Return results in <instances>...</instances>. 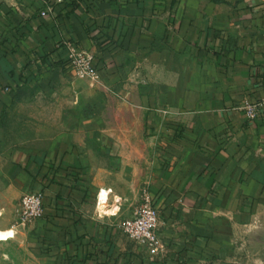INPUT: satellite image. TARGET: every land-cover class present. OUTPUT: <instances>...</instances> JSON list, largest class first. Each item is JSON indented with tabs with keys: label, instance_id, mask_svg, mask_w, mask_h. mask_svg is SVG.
<instances>
[{
	"label": "crops",
	"instance_id": "crops-1",
	"mask_svg": "<svg viewBox=\"0 0 264 264\" xmlns=\"http://www.w3.org/2000/svg\"><path fill=\"white\" fill-rule=\"evenodd\" d=\"M248 103H264V0H1L0 218L37 192L44 215L0 231L54 264H264V105L250 120ZM146 187L159 255L122 232Z\"/></svg>",
	"mask_w": 264,
	"mask_h": 264
},
{
	"label": "built area",
	"instance_id": "built-area-1",
	"mask_svg": "<svg viewBox=\"0 0 264 264\" xmlns=\"http://www.w3.org/2000/svg\"><path fill=\"white\" fill-rule=\"evenodd\" d=\"M1 2V0H0ZM69 64L76 77L89 82L95 87L100 82V75L94 67V55L69 45ZM264 103H248L241 108L250 120H256ZM167 113V112H164ZM44 215V195L41 192L25 194L20 202L21 226L33 225ZM160 214L156 209L155 198L151 190H142L141 204L134 215L122 223L123 234L132 242L145 248L152 255L164 252L160 235Z\"/></svg>",
	"mask_w": 264,
	"mask_h": 264
},
{
	"label": "rangeland",
	"instance_id": "rangeland-1",
	"mask_svg": "<svg viewBox=\"0 0 264 264\" xmlns=\"http://www.w3.org/2000/svg\"><path fill=\"white\" fill-rule=\"evenodd\" d=\"M34 111V112H33ZM36 110H23L21 106L15 110L16 119H20L17 122L21 124L23 123V112L32 116L29 119L37 121L33 116H38ZM24 125V124H22ZM26 130H30V132H37L39 129L38 125L35 124H26L24 127ZM28 146L30 145L32 149H37L39 142L38 141H29L25 142ZM14 203L10 205V210L3 217L0 218V223H6L8 225H16L20 224V202L21 196L16 195L14 198ZM30 225L25 226V230L28 229ZM12 236L13 240L10 239L8 242L0 241V264H54L49 256L44 254L39 248L37 243V238L31 234L26 238V231H21L20 234L15 238V233L11 230H8ZM131 241V240H130Z\"/></svg>",
	"mask_w": 264,
	"mask_h": 264
},
{
	"label": "bare ground",
	"instance_id": "bare-ground-1",
	"mask_svg": "<svg viewBox=\"0 0 264 264\" xmlns=\"http://www.w3.org/2000/svg\"><path fill=\"white\" fill-rule=\"evenodd\" d=\"M10 238H12V235L9 234L7 231H0V241Z\"/></svg>",
	"mask_w": 264,
	"mask_h": 264
}]
</instances>
